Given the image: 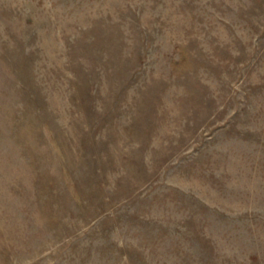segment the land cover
Wrapping results in <instances>:
<instances>
[{
    "label": "rangeland",
    "instance_id": "obj_1",
    "mask_svg": "<svg viewBox=\"0 0 264 264\" xmlns=\"http://www.w3.org/2000/svg\"><path fill=\"white\" fill-rule=\"evenodd\" d=\"M0 264H264V0H0Z\"/></svg>",
    "mask_w": 264,
    "mask_h": 264
}]
</instances>
